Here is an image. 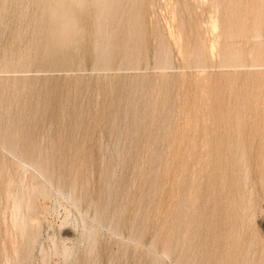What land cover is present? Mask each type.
<instances>
[{
  "label": "rangeland",
  "instance_id": "obj_1",
  "mask_svg": "<svg viewBox=\"0 0 264 264\" xmlns=\"http://www.w3.org/2000/svg\"><path fill=\"white\" fill-rule=\"evenodd\" d=\"M0 264H264V0H0Z\"/></svg>",
  "mask_w": 264,
  "mask_h": 264
},
{
  "label": "bare ground",
  "instance_id": "obj_2",
  "mask_svg": "<svg viewBox=\"0 0 264 264\" xmlns=\"http://www.w3.org/2000/svg\"><path fill=\"white\" fill-rule=\"evenodd\" d=\"M12 203H13V202H12ZM14 203H15V202H14ZM11 205H12V204H11ZM21 221H22V220H21ZM21 221H20V222H21ZM22 228H23V227H22ZM10 238H11V237H10ZM61 241H62V240H61ZM4 257H5V256H4ZM66 257H67V256H66Z\"/></svg>",
  "mask_w": 264,
  "mask_h": 264
}]
</instances>
